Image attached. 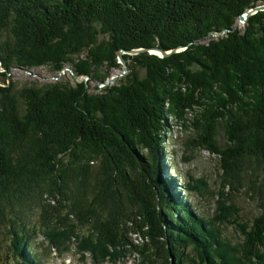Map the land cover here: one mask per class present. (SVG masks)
<instances>
[{
	"label": "trees",
	"instance_id": "1",
	"mask_svg": "<svg viewBox=\"0 0 264 264\" xmlns=\"http://www.w3.org/2000/svg\"><path fill=\"white\" fill-rule=\"evenodd\" d=\"M260 5L0 0L1 257L37 264L30 248L42 237L76 241L95 261L129 252L142 264H264V11L239 21ZM153 48L168 54L124 53L125 69L118 59ZM40 67L82 79H10ZM174 126L183 163L215 158L211 221L164 181ZM189 181L184 191L200 194ZM243 204L255 207L250 222ZM226 225L240 243L223 236Z\"/></svg>",
	"mask_w": 264,
	"mask_h": 264
},
{
	"label": "rangeland",
	"instance_id": "2",
	"mask_svg": "<svg viewBox=\"0 0 264 264\" xmlns=\"http://www.w3.org/2000/svg\"><path fill=\"white\" fill-rule=\"evenodd\" d=\"M125 70L115 71L113 72L115 75L124 74ZM75 77L72 75L71 70H64L61 72V77L59 74H54L50 72L48 67H40L36 69L21 70V69H12L10 79L11 81L16 82V87H22L31 84L32 82H36L38 84H47L53 83L59 79H66ZM73 81V80H71ZM73 84V82H71ZM94 85V84H92ZM172 128V127H171ZM179 128L175 127L171 129V132L167 134V141L165 142V172L163 174L164 181L169 183L176 182L177 188L175 193L170 186V194L172 196L177 195V198H184L191 207L193 211L194 217L197 219L202 218L203 220L211 221L215 211H216V200L217 197L215 195V190L217 186L215 185L216 178L214 177L215 173V158L210 156L206 152H199L194 154V160L192 163L185 164L182 162V143H183V135ZM189 178H192L197 187H199L202 191L206 190L207 193L198 194L196 190H192L189 193L187 191H182L184 188V183L186 186L190 184ZM207 186V187H204ZM193 187H196L193 185ZM216 188V189H215ZM247 200L246 197H243ZM241 216L246 221L250 222L252 217L255 216V207L244 205L243 209L240 211ZM223 236L231 240L232 242L240 243L241 239L238 237L236 226H222L221 227ZM38 240L36 243H39ZM42 252V249H38ZM65 256V255H64ZM63 257V256H62ZM75 259H78L76 255H74ZM75 259H72V264L76 262ZM128 264H136V259L131 257L128 259ZM79 264H81L78 259ZM167 264H173L170 261H166ZM58 264L59 261L53 258L52 253H50L45 258V264ZM0 264H11V259L4 260V258L0 255ZM84 264H89V262H85ZM216 264H219L218 262ZM223 264V262H220Z\"/></svg>",
	"mask_w": 264,
	"mask_h": 264
},
{
	"label": "water",
	"instance_id": "3",
	"mask_svg": "<svg viewBox=\"0 0 264 264\" xmlns=\"http://www.w3.org/2000/svg\"><path fill=\"white\" fill-rule=\"evenodd\" d=\"M257 11H264V5H260V6H257L255 7L254 9H250V10H247L245 11L240 17H239V21L242 23V24H245L248 17L250 15H252L253 13L257 12ZM141 52H148V53H151V54H154V55H159V56H166L168 54V52H165V51H162L160 49H157V48H153V49H138V50H133V51H119L118 52V59L123 67V69H125V62L122 58V54L124 53H128L130 55H135V54H138V53H141ZM66 71H68V69H65ZM59 77H61V73L59 74ZM118 77V75H114L110 80H108L106 83H104L103 85H109L111 83H113L116 78ZM76 81H81L82 78H79L77 76L74 77ZM8 86V84H6Z\"/></svg>",
	"mask_w": 264,
	"mask_h": 264
}]
</instances>
